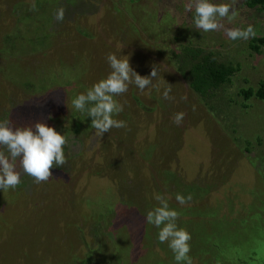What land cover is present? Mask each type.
Returning a JSON list of instances; mask_svg holds the SVG:
<instances>
[{"label": "rangeland", "instance_id": "obj_1", "mask_svg": "<svg viewBox=\"0 0 264 264\" xmlns=\"http://www.w3.org/2000/svg\"><path fill=\"white\" fill-rule=\"evenodd\" d=\"M186 2L0 0V121L40 120L67 140V162L47 182L18 167L21 183L0 190V264H177L145 221L156 194L190 233L193 264H264V101L241 94L264 82V50L250 49L253 38L197 29ZM233 7L226 27L252 25L264 36L259 7ZM187 50L200 52L195 62L210 54L236 72L196 91ZM109 53L158 76L115 97L124 109L113 118L127 127L99 137L71 102L111 72ZM164 80L173 100L162 97ZM177 194L192 199L180 205Z\"/></svg>", "mask_w": 264, "mask_h": 264}, {"label": "clouds", "instance_id": "obj_2", "mask_svg": "<svg viewBox=\"0 0 264 264\" xmlns=\"http://www.w3.org/2000/svg\"><path fill=\"white\" fill-rule=\"evenodd\" d=\"M235 2L236 0H232V4H217L211 0H187L184 8L186 12L194 13L192 22L197 29L203 32L223 30L230 41H247L256 36L252 25L246 28H229L222 22L226 19L230 23L238 15L233 7ZM30 10H37L34 2ZM64 14L65 9L59 7L54 13V19L62 22ZM106 60L111 69L107 77L93 84L86 93L77 95L71 102L76 110L85 114V117H91V127L99 137L112 128L127 127L125 121L113 118L124 109L115 97L127 92L129 84H134L143 91L152 83V79L158 76V70L154 66L150 75H139L130 66L128 57L119 59L115 54L109 53ZM165 85L163 99L173 100L174 97L170 96L172 85L167 82ZM184 99L186 97H181V100ZM184 115L183 112L176 113L173 123L179 126ZM66 144V137L43 121L37 120L34 124L23 127L11 126L10 120L0 121V149H3L0 150V190L15 189L21 183L22 173L17 170L18 167L23 174L31 176L35 183L47 182L52 176L50 169L62 167L67 162L64 154ZM154 199L158 201L159 206L146 213V223L159 229L158 241L168 244L177 264H193L192 258L188 255L191 251L189 244L191 235L187 230L177 226L179 213L169 207L164 196L156 194ZM175 199L180 205H184L192 196L177 194Z\"/></svg>", "mask_w": 264, "mask_h": 264}, {"label": "trees", "instance_id": "obj_3", "mask_svg": "<svg viewBox=\"0 0 264 264\" xmlns=\"http://www.w3.org/2000/svg\"><path fill=\"white\" fill-rule=\"evenodd\" d=\"M247 5L250 8L259 7L264 12V0H247ZM249 47L253 52L260 53L264 50V36L253 38L250 41ZM199 55L200 52L198 50H187V54H185L189 62H192L189 72L192 78L191 86L196 91H203L205 86L217 87L229 80L230 76L236 72V68L231 65L217 64L210 54L203 55L200 62H195V59ZM241 94L245 100L255 97L258 100L264 101V82H261L256 90H242Z\"/></svg>", "mask_w": 264, "mask_h": 264}]
</instances>
